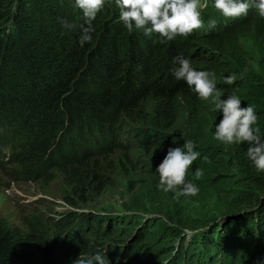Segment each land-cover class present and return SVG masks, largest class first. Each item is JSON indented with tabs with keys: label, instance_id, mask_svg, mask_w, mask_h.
I'll return each instance as SVG.
<instances>
[{
	"label": "trees",
	"instance_id": "trees-1",
	"mask_svg": "<svg viewBox=\"0 0 264 264\" xmlns=\"http://www.w3.org/2000/svg\"><path fill=\"white\" fill-rule=\"evenodd\" d=\"M55 2L75 28L54 20ZM202 3L214 29L161 43L127 31L106 0L81 47L87 23L75 0H0V172L9 183L66 185L72 206L3 208L0 264H73L97 252L107 264H264V170L247 143L215 138L222 111L172 72L179 56L215 73L221 99L252 105L264 134V17L252 8L226 18L215 0ZM186 140L200 154L186 175L195 197L164 192L155 171ZM111 191L118 208L105 200Z\"/></svg>",
	"mask_w": 264,
	"mask_h": 264
},
{
	"label": "clouds",
	"instance_id": "clouds-1",
	"mask_svg": "<svg viewBox=\"0 0 264 264\" xmlns=\"http://www.w3.org/2000/svg\"><path fill=\"white\" fill-rule=\"evenodd\" d=\"M115 3L120 11V21L127 31L142 30L149 37L158 34L161 43L172 41L178 36L187 37L193 30L208 31L216 27L214 19L209 20L205 27L201 13L206 4L202 0H115ZM105 4L106 0H75L76 7L82 10L87 23L80 36L81 47L92 41L95 31L93 21ZM214 6L226 18L247 16L252 8L264 17V0H215ZM61 24L65 29L75 28L74 24L65 20H61ZM173 64L177 65L172 69L177 80H184L202 100L211 98L214 111H222L223 118L216 125L215 138L226 144L247 143L248 158L258 171L264 170V134L259 127H254L258 120L254 107L250 104L242 107L241 99L235 94L221 99L223 94L217 88L215 73L196 70L188 58L175 57ZM235 81L236 74L225 77L228 85ZM194 148L191 140H186L182 147L169 148L155 170L159 173V186L164 192L175 191L185 197L198 194V186L191 181L186 182L188 169L200 155ZM201 175V170L197 169L196 176ZM73 264H107V261L97 252L90 256L81 254Z\"/></svg>",
	"mask_w": 264,
	"mask_h": 264
},
{
	"label": "rangeland",
	"instance_id": "rangeland-1",
	"mask_svg": "<svg viewBox=\"0 0 264 264\" xmlns=\"http://www.w3.org/2000/svg\"><path fill=\"white\" fill-rule=\"evenodd\" d=\"M50 8L55 11L56 15H53L54 20L61 21V18H65L68 22H71L68 15V10L61 7L58 2L55 4L50 3ZM43 21H47L43 17ZM66 21V20H65ZM50 28L51 26H47ZM45 28V26H43ZM58 32V29H55ZM65 32V31H64ZM64 195L68 196L67 186H63L61 183L54 182L48 185L46 188L41 187L38 184L33 183H9V178L0 172V211L3 208L9 207H26V209H37L41 211L52 212L54 210L64 211L72 206L64 200ZM120 193L111 191L108 197H105L107 204L115 202L114 206L119 207L122 201L119 200ZM92 206L85 205L84 208H90ZM23 209V208H21Z\"/></svg>",
	"mask_w": 264,
	"mask_h": 264
}]
</instances>
